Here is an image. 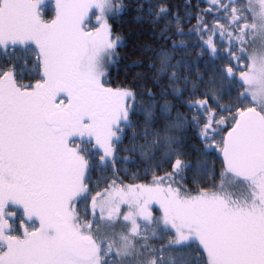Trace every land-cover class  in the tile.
<instances>
[{"label":"snow or ice","instance_id":"obj_1","mask_svg":"<svg viewBox=\"0 0 264 264\" xmlns=\"http://www.w3.org/2000/svg\"><path fill=\"white\" fill-rule=\"evenodd\" d=\"M48 7L0 0V264H264V0Z\"/></svg>","mask_w":264,"mask_h":264},{"label":"trees","instance_id":"obj_2","mask_svg":"<svg viewBox=\"0 0 264 264\" xmlns=\"http://www.w3.org/2000/svg\"><path fill=\"white\" fill-rule=\"evenodd\" d=\"M175 2H180V0H175ZM48 8H49V9H47V15H48V16L53 15L51 5H50ZM128 38H129V39H133V37H128ZM130 58H131V59H135L136 57H135V56H131Z\"/></svg>","mask_w":264,"mask_h":264},{"label":"rangeland","instance_id":"obj_3","mask_svg":"<svg viewBox=\"0 0 264 264\" xmlns=\"http://www.w3.org/2000/svg\"><path fill=\"white\" fill-rule=\"evenodd\" d=\"M48 5L51 7L54 5V0H47ZM49 9V8H48Z\"/></svg>","mask_w":264,"mask_h":264}]
</instances>
